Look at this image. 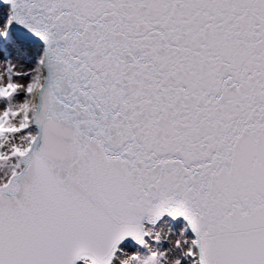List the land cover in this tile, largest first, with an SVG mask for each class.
<instances>
[{
    "label": "snow or ice",
    "instance_id": "1",
    "mask_svg": "<svg viewBox=\"0 0 264 264\" xmlns=\"http://www.w3.org/2000/svg\"><path fill=\"white\" fill-rule=\"evenodd\" d=\"M0 264H264V0H0Z\"/></svg>",
    "mask_w": 264,
    "mask_h": 264
}]
</instances>
